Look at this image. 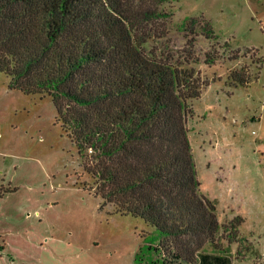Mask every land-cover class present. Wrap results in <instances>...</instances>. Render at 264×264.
Masks as SVG:
<instances>
[{"label":"rangeland","instance_id":"obj_1","mask_svg":"<svg viewBox=\"0 0 264 264\" xmlns=\"http://www.w3.org/2000/svg\"><path fill=\"white\" fill-rule=\"evenodd\" d=\"M160 8L174 12L169 36L147 46L191 52L210 82L189 100L187 117L200 190L222 223L202 251L225 264H264V0H168ZM191 17L194 48L183 23ZM209 52L219 54L215 62L207 63ZM9 79L0 73V264H180L164 245L145 250L154 227L96 193L52 98L11 88Z\"/></svg>","mask_w":264,"mask_h":264},{"label":"trees","instance_id":"obj_2","mask_svg":"<svg viewBox=\"0 0 264 264\" xmlns=\"http://www.w3.org/2000/svg\"><path fill=\"white\" fill-rule=\"evenodd\" d=\"M166 1L0 0V73L11 88L52 98L96 193L154 227L145 250L169 248L173 263L225 264L227 257L202 251L222 223L200 190L187 126L189 100L210 82L191 52L147 46L169 36L174 12L160 8ZM183 23L194 48L198 20ZM218 55L209 52L207 63ZM243 220L231 222L234 235Z\"/></svg>","mask_w":264,"mask_h":264}]
</instances>
